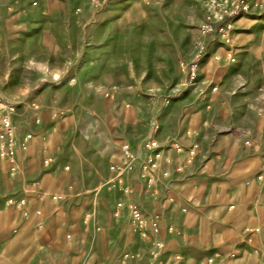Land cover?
Segmentation results:
<instances>
[{"label": "rangeland", "instance_id": "obj_1", "mask_svg": "<svg viewBox=\"0 0 264 264\" xmlns=\"http://www.w3.org/2000/svg\"><path fill=\"white\" fill-rule=\"evenodd\" d=\"M244 2L0 0V112L14 108L15 128L14 156L0 158L9 264H256L264 0ZM124 144L140 158L118 185L109 168Z\"/></svg>", "mask_w": 264, "mask_h": 264}, {"label": "built area", "instance_id": "obj_2", "mask_svg": "<svg viewBox=\"0 0 264 264\" xmlns=\"http://www.w3.org/2000/svg\"><path fill=\"white\" fill-rule=\"evenodd\" d=\"M241 9H246V3L244 0H240ZM14 113V108L11 106H6L0 112V158L4 159H11L14 156L15 153V145H14V137H15V128L12 125L11 122V116ZM155 132V129L153 130V133ZM158 143L153 139L150 138L146 141L144 145V149L150 153H153L157 149H159ZM173 148H177V146H173ZM178 150V149H177ZM121 151L124 156V162L120 165H111L109 170L113 175V179L115 182L120 185L123 180V176L125 173L129 172L135 167L136 160L140 158V155H135L129 151V148L126 144L121 146ZM159 158V153H156V155L151 156L150 154L147 155L145 161H143L139 165V170L142 175H145L147 172H150L151 170L154 171L156 167V160ZM264 169V164H263ZM258 180H263V175L260 174L257 178ZM148 183H153L154 178L150 176L147 179ZM36 198L39 201H42L43 197L40 193L36 194ZM52 201L56 200V197H52ZM7 206L12 205V200L7 201ZM18 207L25 206V199H22L20 202L17 203ZM121 205L118 206L116 215L119 214V208ZM35 214H39V211H35ZM23 216H26L24 213ZM131 219L135 226H137L138 230H142L145 224V220L143 217V214L140 213L138 209L133 207L130 211ZM262 216V223L261 225L254 230L255 233L260 234L262 238L264 239V207L261 212ZM38 227H40L38 225ZM142 236L145 237V233H142ZM250 253L256 257V264H264V245L260 247H251ZM216 257H219V255H215ZM228 258H234L235 254L230 253L227 255ZM212 258L209 259V263L212 262Z\"/></svg>", "mask_w": 264, "mask_h": 264}, {"label": "crops", "instance_id": "obj_3", "mask_svg": "<svg viewBox=\"0 0 264 264\" xmlns=\"http://www.w3.org/2000/svg\"><path fill=\"white\" fill-rule=\"evenodd\" d=\"M3 193H4V192L2 191V194H0V195H3ZM23 196H24V195H23ZM24 199H25V198H24ZM0 205H1V203H0ZM1 210H2V208L0 207V211H1ZM31 210H32V209L30 208V205L27 204L26 207H25V212H24V213L26 214L27 217L30 215ZM24 213H22L21 216H23ZM1 215H2V212H1ZM1 215H0V216H1ZM1 222H2V223H1L0 225H2L3 228H4V226L7 225L5 219H2ZM9 260H10V254H9V253H2V252H0V264H9ZM247 264H254V261L250 260Z\"/></svg>", "mask_w": 264, "mask_h": 264}]
</instances>
